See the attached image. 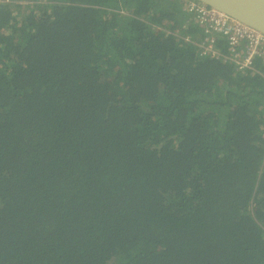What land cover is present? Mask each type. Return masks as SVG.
<instances>
[{
  "label": "trees",
  "instance_id": "obj_1",
  "mask_svg": "<svg viewBox=\"0 0 264 264\" xmlns=\"http://www.w3.org/2000/svg\"><path fill=\"white\" fill-rule=\"evenodd\" d=\"M182 7L0 5V264H264V64Z\"/></svg>",
  "mask_w": 264,
  "mask_h": 264
},
{
  "label": "built area",
  "instance_id": "obj_2",
  "mask_svg": "<svg viewBox=\"0 0 264 264\" xmlns=\"http://www.w3.org/2000/svg\"><path fill=\"white\" fill-rule=\"evenodd\" d=\"M12 0H0L1 4H10ZM43 2V1H42ZM41 2V3H42ZM182 11L196 20L203 38L200 42L192 39L190 34L176 37L184 39L200 49V55L209 58H220L228 62L234 70L242 74L257 73L256 62L264 64V34L243 25L222 12L207 7L196 0H182ZM187 22L183 24L186 28ZM223 40L226 51L218 47Z\"/></svg>",
  "mask_w": 264,
  "mask_h": 264
},
{
  "label": "water",
  "instance_id": "obj_3",
  "mask_svg": "<svg viewBox=\"0 0 264 264\" xmlns=\"http://www.w3.org/2000/svg\"><path fill=\"white\" fill-rule=\"evenodd\" d=\"M264 34V0H196Z\"/></svg>",
  "mask_w": 264,
  "mask_h": 264
}]
</instances>
